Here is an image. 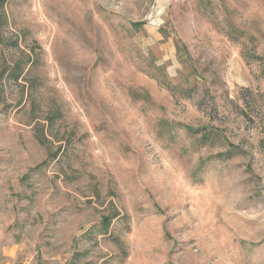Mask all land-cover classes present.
Wrapping results in <instances>:
<instances>
[{"label": "rangeland", "instance_id": "rangeland-1", "mask_svg": "<svg viewBox=\"0 0 264 264\" xmlns=\"http://www.w3.org/2000/svg\"><path fill=\"white\" fill-rule=\"evenodd\" d=\"M0 264H264V0H6Z\"/></svg>", "mask_w": 264, "mask_h": 264}, {"label": "trees", "instance_id": "trees-1", "mask_svg": "<svg viewBox=\"0 0 264 264\" xmlns=\"http://www.w3.org/2000/svg\"><path fill=\"white\" fill-rule=\"evenodd\" d=\"M6 3V0H0V12L2 11V8L4 7V4ZM165 85L167 88H171L170 84L167 82H165ZM188 130V129H187ZM189 131V130H188ZM191 132V131H190ZM195 134H198L200 133L201 136L205 139H210V136L212 134V132L210 130H195ZM194 133V132H193ZM114 217L113 214H109V215H106V216H103L102 220H101V224H102V232L104 233H107L108 232V229L111 225V221H112V218Z\"/></svg>", "mask_w": 264, "mask_h": 264}]
</instances>
